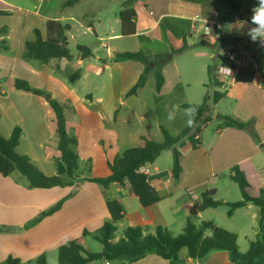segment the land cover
Returning a JSON list of instances; mask_svg holds the SVG:
<instances>
[{
    "label": "crops",
    "instance_id": "0c3cea01",
    "mask_svg": "<svg viewBox=\"0 0 264 264\" xmlns=\"http://www.w3.org/2000/svg\"><path fill=\"white\" fill-rule=\"evenodd\" d=\"M141 2L149 11V14L155 18L154 24L152 27L139 31V12L134 9L137 13V31L134 36L152 35L158 31L163 23L167 22L168 25L166 26L165 24V27L169 33L173 32L176 37H182V39L185 36L193 37L195 33L189 32V30L193 28L197 18L202 21H220L227 10V6L223 3L211 1V4L215 7L214 17L207 19L202 18L199 7H195L191 3H179L178 0H141ZM6 3L19 11L13 16H0V28L8 27L7 35L0 36V41L4 38L7 40L5 46L8 47V49H4L3 47L5 46L0 44V77L1 79L6 78L4 82H0V132L8 138L13 129L19 127L22 130V137L19 147H17V152L29 156L31 162L37 165L44 174L54 176L57 172L56 160L59 158V152L57 151V145L53 144L52 148V144L48 145L47 142L48 138H53V135L56 136L55 116L54 119L51 117V123L47 121L48 117L52 114L54 115V113L46 98L31 94V92L17 90L15 80L26 81L35 89L48 90L62 102H71L78 115H91L92 113L88 109L84 108L81 110L78 107L81 105L80 101L83 100L77 96L76 84L88 75L84 67H82L83 62L91 59L98 62L101 58L96 56V49L91 47L94 53L93 57L84 61H81L78 55L76 57L73 55L77 60L76 62L73 58L71 61L52 60L46 64H40L37 61L24 59L23 53L26 51V42L35 40V29L40 31L44 39L49 37L59 41V38L63 37L67 43V37L64 36V32L61 36L58 35L62 28L67 25L70 26L69 32L74 30V26L66 23L73 21L75 16L64 12V8H66L64 7L65 2L54 13L41 14V10L39 11L37 8L36 11H32L33 18L30 21L29 14L23 13L22 8L15 3H10V1ZM88 13L91 14L90 12ZM22 14L24 15L23 17H21ZM39 18L46 25L45 33L37 24ZM50 21L51 24H49ZM119 22L121 24L120 17ZM81 23L87 24L89 29L95 33L97 39H100L93 21L86 23L82 20ZM83 24L81 27H83ZM29 33L30 35H28ZM119 35L120 33L109 36L107 39H114ZM154 39L157 40L156 38ZM102 46L104 49L109 48L104 42ZM111 53L108 52L107 55L109 56ZM69 62L71 65L68 64ZM78 69L81 71L82 77L74 83H70L68 77ZM256 72L251 68L242 67L236 71L234 79L229 85L222 87L219 84V87L215 85H212V87L215 91L226 92V96L222 100L217 104L214 103L215 108L224 101H234L229 117L240 119L244 122L254 119L255 130L260 143H256L244 130L236 128L222 130L218 128L212 142L205 146L201 137L203 131L201 128V133L196 137L200 143L198 149H194L191 145L186 152L180 151V163L183 169L176 179L172 175V170H163L160 167L157 163L158 159L154 164H146L140 168V171L148 176L149 182L159 191L162 197L158 203L151 207H143L129 186L120 187L112 184L108 188H104L97 183L80 181L82 177H79L77 179L79 181L74 182L72 186L30 189L29 183H14L12 180L13 174L7 178L0 176V187L3 184L9 186V189H7L8 200L10 201L8 206L23 211V215L12 218L11 224L13 225L10 228L21 231H11V233H23V237L15 238L16 242L8 256L12 255L15 258H20L24 264L29 263V260L37 259L42 253L55 252L57 254L58 248L72 239L80 240L82 245L89 249L87 245L91 242L90 240H97L89 235L83 236V232L87 230L94 233L107 220H110V214L106 206V202L110 200H118L124 210V220L116 224L117 230L113 242H118L124 237L126 229L136 226L142 227L146 235H154L158 226L167 227L174 235L175 229L184 230L191 206L202 199L204 192L214 190L216 196L217 194L219 195L221 188L227 189V191L232 189L230 186H234L232 184L236 183L230 179V175L228 179L231 183H226L227 181H224L223 177L237 164L243 163L247 177L255 187V190L264 188V108L261 113L256 111L255 105L253 106V99L258 95L253 98L249 95L251 89L257 90L264 95L262 86L264 84V74L261 77V82L255 83L254 73ZM87 98L90 100V106H94V102H102V98H94L93 95H89ZM99 111L102 112L107 122L116 121L118 109L114 111L113 118L111 113L105 111L102 107L99 108ZM214 112V114L211 113L212 121L216 118L218 119L219 115L228 116L217 113L216 110ZM206 126L207 124L203 128ZM98 127L103 128L104 126L99 123ZM141 135L144 134H137L139 141ZM162 141L163 137L162 140L157 139V142ZM45 145H47L46 148ZM49 157L51 160H49ZM204 160L207 162L209 175L200 177L199 171ZM205 179H213L215 185L210 189L206 186L200 193H196L194 188ZM64 180L67 181V178H64ZM68 195L70 196L57 213L46 217L30 230L24 228V224L27 221L37 217L40 212L47 210L51 206L53 207L59 200ZM221 201L228 203L227 198ZM253 207L256 209L253 204L238 208L234 211L231 219H234L240 212L246 218L247 211L248 213L252 211L253 219H255L257 214L254 212ZM210 209L214 208H208L200 213L196 222H203L205 213ZM256 210L259 219V209ZM212 221L219 228L218 224H216L217 222L215 220ZM124 223L126 224L122 227ZM121 227L123 234L119 236L117 232ZM206 235L208 236L210 233L207 232ZM179 257V264H236L231 261L226 251H212L206 259L200 261L191 258L187 249L182 248L179 252ZM91 264L170 263L169 260L153 254L135 263L122 262V260L118 259L113 261H95Z\"/></svg>",
    "mask_w": 264,
    "mask_h": 264
},
{
    "label": "rangeland",
    "instance_id": "374dc122",
    "mask_svg": "<svg viewBox=\"0 0 264 264\" xmlns=\"http://www.w3.org/2000/svg\"><path fill=\"white\" fill-rule=\"evenodd\" d=\"M4 1H10V3L18 5L23 9V13L29 14L31 21L33 18L32 11H36L37 8L39 11L41 10V14L54 13L67 0ZM124 1L80 0L74 6L64 8L66 14L75 16L73 21L66 23L74 26V30L72 32L68 30L64 31L71 54L75 57L79 54L78 45L80 44L93 47L96 49V56L101 58L98 62L94 59L83 62L82 67H84L88 75L76 84L77 96L83 100L80 101L81 105L78 107L81 110L84 108L88 109L92 114L82 116L78 115L76 110L75 112L72 109L66 111L68 131L78 140V145L73 148L78 157V170L76 174L78 179L82 177L80 181L83 182V179L107 177L111 173L107 166V161H112L115 157L121 155L123 151L139 145L141 141L137 138L138 133L147 135L151 140L157 142V139L162 140L163 136L160 127L164 126L173 136L179 135L183 129L188 127L186 124L187 117L183 115L184 108L182 104L192 103L201 105L204 103L205 97L209 96L210 100L207 102L208 113L210 115L211 113L214 114V110H216L217 113L228 116H230L229 114H231V109L234 105V101H224L215 108L213 100L215 90L212 87L213 83L208 74V68L210 66L217 68L219 64L224 62L225 56L223 52L235 45L236 42L233 37H239L242 34L240 25L224 26L223 30H221L224 33L223 39L211 40L214 47L204 43L205 38L202 35L203 32L200 31V26L198 31L191 28L189 32H194L195 35L193 37H186L190 48L181 54L174 55L171 54L172 48L177 50L182 47L183 39L182 37H176L173 32L169 33L165 27V24L166 26L168 25L167 22L163 23L158 31L152 35L130 37L119 35L114 39H107V37L117 35L121 31L119 12ZM178 2L191 3L195 7H199L202 18L212 19L214 17L215 7L211 4L212 2L199 3L183 0H178ZM240 2L242 10L239 15L242 16L244 13H247L251 17L252 9L257 5L258 0H240ZM38 5L40 6L37 7ZM134 9L139 12V31L153 26L155 18L149 14V11L141 1L135 3ZM23 16L22 14L21 17ZM235 18L234 16L229 21H233ZM39 19L37 20V24L45 33L46 25L41 22V18ZM82 20L86 23L89 21L94 22L100 39H97V36L89 29L87 24L81 23ZM82 24L83 27H81ZM101 37L103 38L101 39ZM59 41L60 43H64L65 40L62 37L59 38ZM243 41L245 40L243 39ZM103 42L108 45V49H104L102 46ZM139 50H144L152 56L169 54L164 59L162 69L165 76V84L161 92L157 93L155 89V77L149 74L144 86L138 90L137 95L127 98L128 92L143 74L144 64L127 59H117L115 55L123 52L134 53ZM108 52L113 53L108 56ZM74 61L76 62L77 60L74 58ZM68 64L71 65L70 62ZM259 71L254 73L255 83L261 82V77L264 74V64L261 65ZM5 80V77L3 79L0 77V82H4ZM262 86L264 88V84ZM89 95H93L94 98H102V102H94V106H90V100L87 98ZM249 95L252 98L258 95L253 99V106L255 105L256 111L261 113L264 108V95L254 89L249 91ZM173 104L180 105L181 111L177 113L174 121L169 122L166 118L165 106L171 107ZM101 107L105 111L110 112L112 118L114 111L118 109L116 121L111 120L110 123L107 122L102 112L99 111ZM51 117L54 119V115L52 114L48 117V123H51ZM219 122L220 120L216 118L207 124L206 127L202 128L201 137L205 146L212 142L219 128ZM99 123H102L104 127H98ZM47 142L48 145L52 144L53 148V144L57 145L56 136L53 135V138H48ZM189 147H191V143L189 140H185V145L179 148V150L186 152ZM49 160H51L50 157ZM157 163L163 170H172V150L163 151ZM207 175H209V168L207 162L204 160L201 163L199 176L207 177ZM228 176L229 173H226L223 177L224 181L231 183ZM12 180L14 183L17 182L19 184L28 183L27 179L18 172L13 173ZM214 185L213 179H205L194 188V191L200 193L206 186L210 189ZM232 185L234 186H230L232 187L230 191L221 188L219 195H214V199L222 202V199L227 198L228 203L243 200L238 185ZM7 189H9L7 184H3L0 187V226L3 227V230L0 232V264L12 252L13 245L16 242L15 238L23 237V233H11L13 231L10 228L13 225L11 224L12 218L23 215V211L8 206L10 201L8 200ZM253 208L257 214L255 219H253L252 211L251 213L247 211L246 218L240 212L234 219H231L228 215L230 208L224 205L207 211L203 221L215 220L219 228L236 233L239 237V250L241 253H245L251 243L260 238L259 219L256 210L258 208ZM14 210L16 211L14 212ZM200 223L196 222L198 225ZM122 227L117 232L119 236L123 234ZM182 232V230L177 228L174 230V236H178ZM90 241L87 247L93 252H100L102 249L101 243L93 240ZM46 254L48 264H58L55 252H46ZM36 261L37 259L34 258L25 264H36Z\"/></svg>",
    "mask_w": 264,
    "mask_h": 264
},
{
    "label": "trees",
    "instance_id": "16d2710c",
    "mask_svg": "<svg viewBox=\"0 0 264 264\" xmlns=\"http://www.w3.org/2000/svg\"><path fill=\"white\" fill-rule=\"evenodd\" d=\"M141 0H126L123 3L119 17L121 21V36H134L137 31V13L134 10V4ZM199 3H207L211 1L220 2L227 6V10L223 14V19L229 21L230 18L239 15L242 10L240 0H184ZM79 0H67L64 7L73 6ZM19 10L10 4L0 0V16H13ZM51 24V21L49 22ZM70 29L67 25L62 28L60 34ZM8 27L0 28V36L7 35ZM35 40L26 42V51L23 53V58L27 60L37 61L40 64H46L52 60H73L66 41H60L52 38L44 39L39 30L35 29ZM204 43L214 47L209 38L204 37ZM236 41V40H234ZM7 40L4 38L0 44L5 46ZM8 49L7 46L3 47ZM186 36L183 37V46L177 50L172 48L171 54H181L189 49ZM78 57L81 61L93 57V49L86 45H78ZM169 54H160L152 56L144 50H139L134 53H117V59H127L129 61H137L144 64V71L137 80L132 89L128 92L127 98L136 96L140 88L146 82L148 75L155 77V89L160 93L164 84L165 76L163 74L164 59ZM171 56V55H170ZM264 63V55H263ZM216 67L210 66L208 74L212 79L213 85L219 87V83L215 79ZM82 77L81 71L78 69L68 77L70 83H74ZM15 87L17 90L31 92V94L41 96L47 99L50 108L55 116L57 151L59 158L56 160V174L46 175L40 168L35 166L30 157L17 152L19 147L22 130L19 127L13 129L10 136L7 138L0 132V176L9 177L14 172L24 176L30 189H51L57 187L72 186L74 182H78L76 174L78 170V157L74 149L78 145V140L71 135L67 128L66 111L75 109L71 102H62L48 90L32 88V86L23 80L16 79ZM226 96V92L216 90L213 95L214 103L217 104ZM209 96L205 97L204 103L201 105L185 103L183 108L190 105L197 106L198 111L195 116L196 127L190 129L186 127L177 136H173L164 126L160 127L163 141L155 142L147 135H141V143L133 148L123 151L121 155L115 157L112 161L107 162L110 174L107 177L83 179L92 183L100 184L104 188L115 184L120 187L129 186L137 196L140 204L143 207H151L161 200L159 191L151 185L148 176L140 171V168L146 164L151 165L156 162L163 151L172 150L173 168L172 175L176 179L182 173V165L180 163L181 153L179 148L185 145V140H189L194 149H198L200 143L196 137L201 133V128L212 121V116L208 113L207 102ZM219 128H236L247 132L256 143H260L256 132L255 120L248 122L236 119L229 116H218ZM230 179L235 182L242 194L243 200L232 203H223L214 199L215 191L209 190L202 194L200 201L193 203L190 209L187 222L184 230L178 236H174L170 229L163 226H158L154 235L144 234L143 228L140 226L129 227L124 232L118 242H113L116 224L124 220V210L122 204L118 200H110L106 202L107 209L110 214V220H107L100 229L96 232L84 230L83 236H92L101 243L103 249L100 253L92 252L82 245L78 239L69 240L61 245L57 250L58 264H91L95 261H113L122 260V262L135 263L149 255H157L158 257L169 260L170 264H179V252L182 248H186L188 255L194 260H204L212 251H226L232 262L236 264H264V188L255 190V187L250 183L248 175L243 163L237 164L230 169ZM67 178V181L64 178ZM70 195L59 200L53 207L40 212V214L27 221L24 228L32 229L38 225L43 219L57 213L64 202ZM249 204L255 205L259 209V228L260 238L253 241L245 253L239 250L238 235L228 230L218 228L213 221H203L196 225V219L199 214L208 208H219L224 205L229 206V217L238 208H244ZM3 227L0 226V232ZM209 232L210 235H206ZM1 264H24L20 258H15L9 255L8 258ZM36 264H48L47 254L42 253L36 261Z\"/></svg>",
    "mask_w": 264,
    "mask_h": 264
},
{
    "label": "built area",
    "instance_id": "2783aa9c",
    "mask_svg": "<svg viewBox=\"0 0 264 264\" xmlns=\"http://www.w3.org/2000/svg\"><path fill=\"white\" fill-rule=\"evenodd\" d=\"M233 21L226 20H215V21H202L198 18L193 24L194 30L203 32V37L209 38L210 40L223 39L224 26L240 25L242 34L239 37H234L236 40L235 45L226 49L224 53V62L219 64L215 70L216 82L221 84L222 87L229 85L233 81L234 74L242 67L251 68L254 71H259L263 63L264 46L259 42H252L250 37L247 35L248 29L252 27L251 17L247 13L242 16H235ZM199 23V24H198ZM243 39L245 41H243ZM245 42V43H243ZM231 69V75L225 68Z\"/></svg>",
    "mask_w": 264,
    "mask_h": 264
},
{
    "label": "clouds",
    "instance_id": "9594fccd",
    "mask_svg": "<svg viewBox=\"0 0 264 264\" xmlns=\"http://www.w3.org/2000/svg\"><path fill=\"white\" fill-rule=\"evenodd\" d=\"M251 24L253 26L248 29L247 35L252 42H259L264 46V0H258L257 5L252 9ZM225 69L231 75V69ZM165 110L167 120L172 122L176 119L177 113L181 111V107L178 104H173L171 107L166 105ZM197 111L198 107L192 105L183 109V115L187 117L186 124L190 129L196 127L195 116Z\"/></svg>",
    "mask_w": 264,
    "mask_h": 264
},
{
    "label": "water",
    "instance_id": "95a60500",
    "mask_svg": "<svg viewBox=\"0 0 264 264\" xmlns=\"http://www.w3.org/2000/svg\"><path fill=\"white\" fill-rule=\"evenodd\" d=\"M14 232H18V231H21V230H13ZM22 231H23V229H22Z\"/></svg>",
    "mask_w": 264,
    "mask_h": 264
}]
</instances>
